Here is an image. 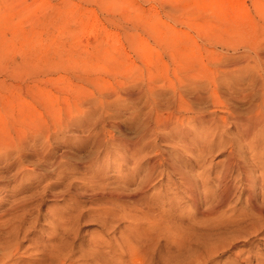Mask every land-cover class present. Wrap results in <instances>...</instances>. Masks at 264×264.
<instances>
[{
    "label": "rangeland",
    "instance_id": "1",
    "mask_svg": "<svg viewBox=\"0 0 264 264\" xmlns=\"http://www.w3.org/2000/svg\"><path fill=\"white\" fill-rule=\"evenodd\" d=\"M197 65L221 73L219 97L253 92L264 0H0V264H264V229L248 224L258 217L237 220L253 186L199 221L175 175L155 176L144 192L154 198L141 200L142 176L117 149L137 139L155 97L172 101L180 67ZM104 136L115 142L99 147ZM251 138L239 143L248 157ZM217 149L213 175L228 154Z\"/></svg>",
    "mask_w": 264,
    "mask_h": 264
},
{
    "label": "bare ground",
    "instance_id": "2",
    "mask_svg": "<svg viewBox=\"0 0 264 264\" xmlns=\"http://www.w3.org/2000/svg\"><path fill=\"white\" fill-rule=\"evenodd\" d=\"M181 68L186 70L177 76L178 84H173L172 101H167L166 108H163L159 105L160 100L155 97V108L137 139L125 140L117 148L122 153L130 154L126 155L133 163L130 176H142L140 199L149 203L154 198L144 192L155 176L175 175L181 184L174 186L171 183V186L187 193L186 201L192 204L195 219L206 222L219 219L225 214L236 187L245 182V190L253 187L247 195L248 210L237 220L249 222L251 216H256L258 220L254 219L248 224L252 233L261 232L264 229V76L260 78L262 81L255 78L253 92L236 93L233 89L228 94L221 90L222 96L219 97L216 94L220 90L217 78L221 73L204 65ZM222 69L226 77L237 71L233 66ZM241 75L232 78L240 80L247 77ZM156 93L153 91L152 97ZM246 96L251 97V105L241 108L237 99ZM163 130L168 131L163 133ZM227 133H231L232 137H228ZM159 138L174 148L173 153H166L157 147ZM249 138L254 140L246 146L252 152L250 157L245 154V147L239 144L246 139L249 141ZM152 140H155L157 146L153 145ZM113 142L114 137L104 136L100 138L98 146ZM221 147L228 150V154L222 168L217 175H213L214 152ZM113 151V148L108 147L104 152L108 154ZM204 167H209V174L201 176V179L199 172ZM99 177L102 180L104 175L100 173ZM212 182H217L216 188L210 190L208 186ZM257 187L263 191L261 195Z\"/></svg>",
    "mask_w": 264,
    "mask_h": 264
}]
</instances>
